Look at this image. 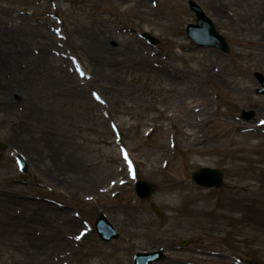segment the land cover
<instances>
[{
	"label": "rangeland",
	"instance_id": "374dc122",
	"mask_svg": "<svg viewBox=\"0 0 264 264\" xmlns=\"http://www.w3.org/2000/svg\"><path fill=\"white\" fill-rule=\"evenodd\" d=\"M189 1L0 0V264H134L158 250L155 264H264V0H193L228 53L188 38ZM169 74L211 97L208 119L158 116L176 95ZM202 168L226 186L194 185ZM138 181L157 186L149 200Z\"/></svg>",
	"mask_w": 264,
	"mask_h": 264
},
{
	"label": "water",
	"instance_id": "95a60500",
	"mask_svg": "<svg viewBox=\"0 0 264 264\" xmlns=\"http://www.w3.org/2000/svg\"><path fill=\"white\" fill-rule=\"evenodd\" d=\"M189 6L191 10L196 13L197 24L188 25V37L191 38L199 47L218 48L224 53H228L230 51V45L226 38L217 31L212 19L206 15L200 5H198L196 2L190 1ZM146 36L155 42V40L148 34H146ZM255 76L262 85V88L259 89L258 92L264 94V75L261 73H256ZM253 115V112H246L244 110L242 111V118L247 121L251 120ZM19 162L22 166V169L27 171V164L22 157H19ZM224 177L225 174L221 170L203 168L192 174L191 179L194 185H200L207 189H220L225 187ZM156 190L157 186L150 182H140L136 187L138 196L143 200L149 199ZM152 209L158 217L164 216V212L160 210V208H158L155 204L152 205ZM97 230L102 240L106 242L118 237V234L113 226L103 215H100L97 220ZM164 259L165 256L162 251L152 253L144 252L139 253L136 256L135 264H153L155 261H161Z\"/></svg>",
	"mask_w": 264,
	"mask_h": 264
},
{
	"label": "bare ground",
	"instance_id": "6f19581e",
	"mask_svg": "<svg viewBox=\"0 0 264 264\" xmlns=\"http://www.w3.org/2000/svg\"><path fill=\"white\" fill-rule=\"evenodd\" d=\"M261 33L263 34L261 39L264 41V29L261 30ZM99 40L100 38H98L97 42H99ZM102 43L104 45L107 44L105 39H103ZM78 67L84 70L82 66L79 65ZM86 71H85V76L88 77L87 74L89 73L88 72L89 70H86ZM167 78H168V81L171 83L170 87H168V90L175 93L176 95L173 99L174 101L173 103L169 105H165L162 108H159V107H157V109L154 108V110L157 111L159 117H163L165 120L170 121L171 124H179V126L184 125L185 127H194L195 125H197L199 120L202 121V120H205L206 118L207 119L209 118V116L213 113V108H212L213 103L211 102V97L206 92H203L202 94L199 93L196 95L192 87L180 75L169 74L167 75ZM196 96H199L200 101L198 102V104L195 105L194 102L191 100L196 98ZM145 106L149 107L150 105H145ZM126 108H128V106ZM166 112H168V114ZM154 118L155 117H153V119ZM157 118L158 117H156V119ZM155 129L156 128L154 127L153 132L155 131ZM193 137L195 141L198 140V137H196L195 134H189L187 136L188 139L193 138ZM125 149H126L125 153L128 155L134 152V148L129 149L128 146ZM132 159L131 161L134 162V160ZM89 172L90 171L87 170V176L90 179H95L94 172H91V173ZM80 176L81 175L79 174V172L73 173V179H77ZM10 233L11 234L9 235H12L11 231ZM13 233H16V231H14ZM2 234H3V231L0 232V236ZM2 238H6L5 234L2 236Z\"/></svg>",
	"mask_w": 264,
	"mask_h": 264
}]
</instances>
